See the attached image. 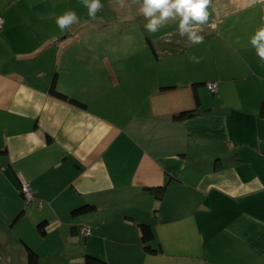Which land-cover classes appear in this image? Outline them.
Segmentation results:
<instances>
[{"label":"crops","instance_id":"crops-1","mask_svg":"<svg viewBox=\"0 0 264 264\" xmlns=\"http://www.w3.org/2000/svg\"><path fill=\"white\" fill-rule=\"evenodd\" d=\"M101 3L89 17L84 0H0V170L13 213L18 173L38 204L20 264L24 244L39 264H264V61L249 42L264 0H210L199 44L179 17L149 32L142 0ZM67 11L79 20L61 30ZM53 79L85 105L52 96Z\"/></svg>","mask_w":264,"mask_h":264},{"label":"clouds","instance_id":"clouds-1","mask_svg":"<svg viewBox=\"0 0 264 264\" xmlns=\"http://www.w3.org/2000/svg\"><path fill=\"white\" fill-rule=\"evenodd\" d=\"M84 4L89 17H95L97 11L103 7L101 0H84ZM209 4L210 0H142L140 12L147 20L145 28L151 33L157 32L167 19L179 17V35H187L190 42L199 44L204 39L200 34V25L209 18ZM78 20L75 11H67L56 17V24L64 30ZM249 42L259 58L264 61V26L254 32ZM191 59L198 62L199 58L193 56Z\"/></svg>","mask_w":264,"mask_h":264},{"label":"rangeland","instance_id":"rangeland-1","mask_svg":"<svg viewBox=\"0 0 264 264\" xmlns=\"http://www.w3.org/2000/svg\"><path fill=\"white\" fill-rule=\"evenodd\" d=\"M127 6L129 5L127 4ZM18 175L24 178L21 174L18 173ZM18 175L15 176L17 182ZM8 184L9 183H7L6 178H4V172L0 170V260L3 256L1 264H8V262L11 264H20V259H22L24 256L23 249L20 250L24 243L23 240H25L27 243H31L34 242L35 239V233L29 219H31L32 214L35 212L34 209H36V205H33V203L26 204L24 198L18 194L20 202L22 203L21 208L25 212L29 211V213H25L23 217L21 216L19 221L16 222L15 226H10L14 220V217H16L15 214H18L21 209L15 211V213H13L14 210L9 209L15 207L16 202L11 191L12 189ZM4 213L9 214L4 218H9L7 216H10L11 213L14 215L13 217H10V219H4L2 218ZM36 214H38V212H35V215Z\"/></svg>","mask_w":264,"mask_h":264},{"label":"trees","instance_id":"trees-1","mask_svg":"<svg viewBox=\"0 0 264 264\" xmlns=\"http://www.w3.org/2000/svg\"><path fill=\"white\" fill-rule=\"evenodd\" d=\"M208 83H215V82H208ZM208 83H206L207 90L210 93H215L217 89L215 88V91H211L207 87ZM193 91H194V96H195V98L197 100V105H198L196 88H193ZM48 92L52 96H54V97H56V98H58L60 100L67 101V102L75 104L77 106L83 107L85 105L83 102L79 101L78 99L70 97V96H68V95H66V94H64L62 92H59L54 86V79H53V81H52V83L50 85V88H49ZM198 113L199 112H198L197 108L194 107L192 109L183 110V111H181V112H179L177 114H174L173 115V119L182 120V119H185V118H188V117H191V116H195ZM47 140H50L49 136H47ZM3 152H5V149L0 150V153H3ZM18 183H19V181H18ZM29 184H30V182H29ZM30 187H31V185H30ZM146 189L156 199H160L163 196V194H164L165 186L147 187ZM18 191H19L20 195L24 198L23 192L21 190L20 183H19V186H18ZM31 191H32V189H31ZM24 201H25L26 204L33 203V201H34L33 192H32V200L26 201V199L24 198ZM36 206L38 207V204H36ZM94 208H95L94 205L84 204V205H81V206H78V207H75V208L71 209L70 214L72 216L82 215V214H85V213H88V212L92 211ZM23 211L24 210H21V212H19L16 215V217L14 218V220L12 222L16 221L22 215ZM47 226H48V222L45 219H42V220H40V221H38L36 223L35 228H36L37 232L40 234V236H43L46 233ZM138 226H139V229H140V236H141L140 238H141V241L143 243V249L145 251H147L148 253H156L158 251V249L153 248L149 244V242L153 239V232H152L150 226L148 224H145V223H139ZM24 249H25V256H26V264H39V258H40L39 254L34 249H32L30 246H28L27 244H24ZM84 261L86 263H90V264H96V263H102L103 262V260H101L100 258L94 257V256L89 255V254H85Z\"/></svg>","mask_w":264,"mask_h":264},{"label":"built area","instance_id":"built-area-1","mask_svg":"<svg viewBox=\"0 0 264 264\" xmlns=\"http://www.w3.org/2000/svg\"><path fill=\"white\" fill-rule=\"evenodd\" d=\"M2 22H3V19L0 17V27L2 25ZM207 87L211 91H215L216 85L215 83H208ZM18 181L20 183L21 190L23 192V195L26 201L32 200V191H31L29 182L26 179L22 178L20 175H18ZM28 190H29V193H28ZM83 233H87V229H84Z\"/></svg>","mask_w":264,"mask_h":264}]
</instances>
